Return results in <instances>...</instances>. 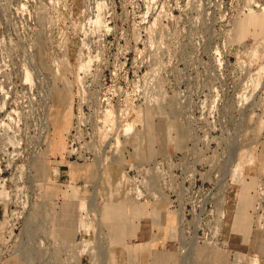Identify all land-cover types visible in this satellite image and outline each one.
I'll list each match as a JSON object with an SVG mask.
<instances>
[{"label": "rangeland", "instance_id": "obj_1", "mask_svg": "<svg viewBox=\"0 0 264 264\" xmlns=\"http://www.w3.org/2000/svg\"><path fill=\"white\" fill-rule=\"evenodd\" d=\"M0 168L1 187L22 188L0 204L3 263L119 264L104 208L157 204L175 217L158 227L175 264H226L183 245L177 209L223 213V237L247 230L264 177V0H0ZM136 171L156 198L134 201Z\"/></svg>", "mask_w": 264, "mask_h": 264}, {"label": "crops", "instance_id": "obj_2", "mask_svg": "<svg viewBox=\"0 0 264 264\" xmlns=\"http://www.w3.org/2000/svg\"><path fill=\"white\" fill-rule=\"evenodd\" d=\"M254 186V199L249 210L250 222L247 224L246 232L235 239L231 227V233L222 236L219 245L209 250L200 249V256L212 255L222 258L225 254L226 264H251L252 257L264 253V230L259 228V215L256 210L258 185ZM163 208L157 204H115L104 208L103 225L109 245L113 247L112 253L117 257L119 264H175L173 233L170 232V228L166 232L162 228L159 229V223L162 224V221L165 225H174L175 217L165 214ZM235 220L238 224V219ZM231 222L232 218H229L230 226ZM81 263L88 264L83 261ZM3 264L15 263L8 260ZM259 264H264V260H260Z\"/></svg>", "mask_w": 264, "mask_h": 264}, {"label": "built area", "instance_id": "obj_3", "mask_svg": "<svg viewBox=\"0 0 264 264\" xmlns=\"http://www.w3.org/2000/svg\"><path fill=\"white\" fill-rule=\"evenodd\" d=\"M20 144H23V141H20ZM76 149L72 151V154H75ZM72 154L70 157H72ZM76 155V154H75ZM139 171H136V174L133 173V176H130V172H128L127 176L123 178L127 183H130L133 181L136 182L135 186L132 189V196L135 199V202L143 203L142 201L146 200L147 198H156V185L157 180H154V185L150 187L145 186L141 180L139 179L141 175L138 173ZM5 171H3L0 168V175H3ZM70 184H72L70 182ZM264 177L259 178L258 188H257V204H256V210L259 215V228L260 230H264ZM1 187V186H0ZM3 194L0 197V204L4 203V200H7L8 198L4 199V195L9 193L10 191H13L15 189L17 192L21 190L19 186H16L12 188H4L1 187ZM20 188V189H19ZM149 194V195H148ZM22 201H20L21 203ZM6 210L8 203H5ZM177 216H178V227L180 229L181 233V240L183 242V245H190L193 244H207L216 246L219 245L222 242V229H223V218L224 214L218 212L216 217H213L212 219L208 220L207 215L211 213L210 210H208V205L205 204H195V203H187L183 206H180L177 209ZM15 214V213H12ZM91 214H88V216ZM93 215V214H92ZM12 250L8 249L5 245L0 244V264L3 263L4 259H6L8 256L12 254ZM255 258L259 259L264 258V253L260 255H255L252 257L254 260ZM252 260V262H253ZM252 264V263H251Z\"/></svg>", "mask_w": 264, "mask_h": 264}, {"label": "bare ground", "instance_id": "obj_4", "mask_svg": "<svg viewBox=\"0 0 264 264\" xmlns=\"http://www.w3.org/2000/svg\"><path fill=\"white\" fill-rule=\"evenodd\" d=\"M60 153V152H59ZM2 194H3V191H2V189H0V197L2 196Z\"/></svg>", "mask_w": 264, "mask_h": 264}]
</instances>
